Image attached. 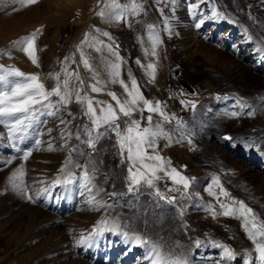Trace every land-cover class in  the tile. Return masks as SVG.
I'll return each instance as SVG.
<instances>
[{
    "label": "rangeland",
    "instance_id": "rangeland-1",
    "mask_svg": "<svg viewBox=\"0 0 264 264\" xmlns=\"http://www.w3.org/2000/svg\"><path fill=\"white\" fill-rule=\"evenodd\" d=\"M106 2L107 0H88L84 6H80L73 0H38V9L30 11L24 7L28 5H23L20 0H0V69L16 68L26 75L38 74L46 88L51 89L55 80L49 78V74L59 73L63 79L64 68L67 67L68 72L79 75L84 81V91L96 99L89 85L95 82L93 72L98 74L97 79L100 81L108 76V72L96 71L95 68L97 63L107 62V58L112 55L108 47L111 45L118 56L123 58L121 78L129 84L131 73L141 92L148 96L153 83L149 81L150 70H147V65L145 70L142 66L144 49L136 47V44L145 28L158 29L164 40L167 68L163 73L158 68L155 70L163 77L157 98L164 111L174 118L171 122L161 121L164 130L171 135L172 142L169 145L166 139L160 138L156 151L162 157L169 155L173 161L171 167L191 180L185 206L196 211L202 203L198 195L210 183L211 178L216 176L227 187L229 196H233L234 201L246 199L252 208L257 209L255 214L258 218L264 221V204L243 192L228 164L232 156L228 148L231 145H248L264 151V71H258L249 65L244 60V52L242 56L236 57L232 50L218 43V40L225 37L238 43L242 40L238 30H244L253 40L264 44V0H136L141 9L136 14L129 12L122 21L97 15L102 8L106 11ZM118 2L130 5L132 0ZM51 3L59 5L62 10L50 12L47 6H51ZM192 5H196V8L193 9ZM211 12H216L221 17L223 14V22L215 24L206 21V16ZM202 21L204 25L201 24ZM231 22L236 25L235 31L229 27ZM37 29H42L36 39L39 66L33 64L27 54L14 44ZM193 29H199V42L211 46L212 54L221 57L223 63H211L197 50L189 51L188 54L184 52V35ZM218 30L220 33L216 35V40H211ZM228 30L230 32L224 35ZM197 46H193L191 50ZM97 48L100 50L97 51ZM145 50L148 63L149 59L155 61L156 55H151L152 48L149 52ZM82 56L89 60L92 70L84 66ZM175 68L180 71L178 77L194 88L193 93L178 84V77L173 75ZM21 79L9 76L7 81L0 82V92L7 91L14 82ZM78 83L73 76L70 86L76 87ZM119 88L124 91L123 87ZM149 98L150 96L147 97ZM55 99L57 98L53 97ZM227 99L229 103L236 102L232 110L223 106L228 103ZM193 103L195 108L192 107ZM211 109H215L216 115L207 117ZM232 112L237 115L231 116ZM148 115L147 111L143 113L141 127L147 126ZM61 117L70 123L61 124ZM130 119L140 120L141 113L137 111L131 118L121 116L118 122L122 130L125 121ZM155 123L153 118V125ZM84 125L91 127V122L84 115L82 105L75 101L57 116H40L39 122L22 136H10L8 128L0 124V264H83L82 256L76 258L71 249L77 240L88 241L87 216L92 211L95 212L92 208H96L95 216L100 221L107 219L112 224L120 222L118 224L123 228L143 231L150 240L161 245L169 254L178 255L186 264H227L224 260L218 261L221 248L216 247L217 244L232 247L235 256H239L237 262L234 259L229 261L231 264H249L250 260L252 264H259L254 243L240 227L238 218L229 228V223L221 224L220 219L224 217L218 211L214 216L215 220H209L208 224L204 217L208 212L197 210L193 219L187 218L184 222H179L173 210L164 205L163 201L168 202L167 200L150 194L153 189L141 184L139 191L129 192L127 161H121L115 134L104 136L93 151L82 142L85 139ZM66 128L73 135L67 140L68 146L62 147L65 144L62 133ZM77 131L81 133L80 139L76 138ZM100 131L103 132L104 129L101 128ZM37 141L40 142L39 145ZM49 143L54 150H48ZM216 146H222V149L219 150ZM73 147L82 149L84 155L79 151H72L73 164L64 168L69 150ZM25 151L32 153L27 160L23 159ZM152 152L149 148L148 153ZM183 153L188 158L179 156ZM75 163L88 165L90 174L93 168L97 169L92 181L95 206H80L71 212L58 214L43 203L49 198L56 202L58 195L64 192L60 187H53L57 176L63 178L61 180L66 185L73 177L74 184H77L78 178L83 184V169L74 167ZM19 168H23L26 173L23 186L33 196L34 202L15 190L10 183V177ZM62 168L63 172L60 171ZM70 173L74 175H69ZM158 175L161 179L156 181V185L166 196L172 197L168 192L173 187L172 182L165 174ZM112 193L117 195H111ZM178 201L176 198L173 203ZM51 202L52 200L50 204ZM100 203H105V206L101 207ZM73 214L83 218L80 222L84 225L78 230ZM198 230L203 234L199 231V235ZM57 242L60 250L55 245ZM202 243L212 246L214 251L210 252L208 248L203 252Z\"/></svg>",
    "mask_w": 264,
    "mask_h": 264
},
{
    "label": "snow or ice",
    "instance_id": "snow-or-ice-1",
    "mask_svg": "<svg viewBox=\"0 0 264 264\" xmlns=\"http://www.w3.org/2000/svg\"><path fill=\"white\" fill-rule=\"evenodd\" d=\"M23 5H32L38 2V0H20ZM105 8L110 11L106 13L102 8L97 15L100 17L111 16L117 21H122L125 16L130 12L136 14L141 9V5L136 3V0H132L130 5L120 4L118 0H107L104 5ZM195 9L196 5H192ZM42 32V29H37L30 35L22 37L14 42L19 46L23 52L31 59L32 63L39 66L38 57L36 54V39L38 34ZM108 35V33H104ZM152 39V51L151 55H157L155 48L161 43L158 36H151ZM113 55L117 56V62L110 63L108 65L110 69V82L119 83L126 93V98L121 100L115 92L109 91L108 96L115 101V106L104 100H97L87 92L84 91V81L75 72H68L67 67L64 68V78L61 79L59 73H50L49 78L55 80L54 86L49 89L46 88L38 74L26 75L19 69H0V82L8 80L9 76H15L22 78L20 81L14 82L7 91L0 92V124H4L9 131L10 136H21L26 133L33 125L39 122L40 116H57L61 110H67V106L75 101L81 104L83 107L84 115L88 117L91 122L89 125H84L83 134L85 139L82 141L86 143L93 151L96 149V145L99 140L109 133H114L116 137V147L119 150L121 161H127V177L129 181L128 191H139L141 184L145 185L149 189L154 191L150 194L156 197L167 200L169 203H173L176 200L175 196L168 197L160 188L156 185V181L161 177L157 174L163 171L165 176L168 177L174 185H181L183 187L182 196L186 195L191 185V180L184 175H181L176 168L171 167V160L162 157L156 149L159 147L158 140L164 138L168 141L169 145L172 142L171 135L164 130L162 123L157 122L153 125V113L158 114L164 122H171L174 117L169 116L161 106V102L153 101L144 97L140 90L137 80L134 76H130V84L125 83L121 78V65L123 58L119 57L115 49L111 45L108 46ZM97 51L100 49L97 48ZM82 62L86 68L92 70V65L86 57L82 56ZM66 63V62H65ZM139 63V61H137ZM149 77L155 79L156 65L149 63L147 65ZM75 76L79 82L76 87L70 86L72 77ZM98 74L93 72V80L95 81L89 85L90 91L93 93H100L105 90L106 82H102L97 79ZM53 97L57 99L53 100ZM182 103H185L182 101ZM195 108V104H192ZM141 113V119H130L125 121V127L121 129L120 121L121 116L131 118L135 112ZM147 111V126L141 127L143 120V113ZM71 115V113H69ZM231 116H236V112L230 113ZM61 124H68L69 121H65L62 117L60 119ZM103 128L104 131H100ZM73 133L65 129L62 133V138L65 140V144L62 147H67V140L72 138ZM76 138L80 139L81 133L77 131L75 133ZM179 142V141H177ZM39 145V141L36 142ZM153 150L152 154L148 153V149ZM48 150H54L51 143L48 145ZM79 151L81 155H84L82 149L73 147L69 150V155L65 161L64 168H67L69 164H73L71 152ZM126 153V156H125ZM31 151H25L23 153V159L27 160L31 156ZM147 161V162H146ZM74 167L82 168V179L84 186L88 187L92 185V181L95 178L97 169L93 168L91 174L89 173L88 165H81L75 163ZM64 168L60 171L63 172ZM23 168L17 169L10 177V183L12 187L20 191L26 198L34 202V198L27 192L26 187L23 186V177L25 176ZM74 175V174H69ZM19 180V183L17 182ZM55 184H59L60 180L54 181ZM215 186L220 188V196H229V193L223 189L219 180L215 181ZM46 191V189H45ZM169 192L180 191V188L173 187L168 189ZM210 194L216 197L217 201H220V196L210 188ZM111 195H117L112 193ZM239 204L238 208L225 203H220L222 212L220 215L236 217L241 220V227L245 230L247 237L253 241L255 246V252L257 253L256 259L259 264H264V221H261L258 216L253 212V209L245 205L242 201L236 202ZM101 207L105 206V203L100 204ZM211 209V206H209ZM212 210L213 216L217 213ZM107 220H101L93 229V233H100L107 226ZM113 227L119 228L118 222H114ZM126 237H129L127 232L123 233ZM133 242L137 244H147L149 241L145 240L140 234L132 233L129 237ZM83 239L78 243H83ZM200 242L197 241V244ZM155 250V264H160L163 257L161 256L157 246L152 245ZM217 247L223 250V258L231 261L235 259V252L232 248L224 244H217ZM174 264H186V261L177 260ZM249 264H252L251 260Z\"/></svg>",
    "mask_w": 264,
    "mask_h": 264
},
{
    "label": "bare ground",
    "instance_id": "bare-ground-1",
    "mask_svg": "<svg viewBox=\"0 0 264 264\" xmlns=\"http://www.w3.org/2000/svg\"><path fill=\"white\" fill-rule=\"evenodd\" d=\"M73 1H76V3H78L80 6H84V3L87 2L88 0H73ZM24 7H26L25 9L30 10V11H34V10L38 9L37 3L32 4V5H28V6H24ZM47 9L50 12H54L55 10H62V7L53 3L51 6H47ZM218 12H220V11H218ZM201 16H203V15H201ZM223 16L224 15L222 14V17ZM222 17L219 16L216 12H211V14L206 16V21L208 20V21L213 22L215 24H220L221 22H223L221 20ZM201 24H203V21L201 22ZM235 26L236 25H234L233 23L231 24V27H232L231 30L232 31H235ZM184 29H185V27H184ZM200 29H201V27H200ZM198 30L199 29H197V30L193 29L189 32H186V34L184 35V37H186L185 42H184V45H185L184 52L188 54L189 51L192 52V51L197 50V51H200L202 53V55L206 58L207 61H209L211 63H217V64L223 63V60L221 57L217 56L216 54H212L211 46L203 45L202 43L199 42L198 37H199L200 33L198 32ZM219 31L220 30L216 31L214 33V35H212L211 40L212 39L216 40V35H219V33H220ZM238 31H239V33H241V36H242V38H241L242 40L240 42L235 43V42H232V40L230 38L225 37V39L218 40V43L223 45L228 50H232L235 53L236 57L242 56L241 54L244 52V60H246L249 65H251L253 68H256V70H258V71H264V44H262L261 42L255 40V39L253 40L251 35L247 31H244V30L243 31L238 30ZM229 32H230V30L226 31L224 33V35L225 34L227 35ZM195 45H198V46L196 48H194L193 50H191L193 48V46H195ZM231 64H232V62L230 63V65ZM224 65L226 66L227 64L224 63ZM227 101H228V99H227ZM234 103L236 104L235 101H234ZM235 104H233L231 102L229 103V101H228V103L226 102L225 105H223V106L227 107L228 110L229 109L232 110L233 109L232 107ZM214 110L211 109L210 113L207 114V117L214 115L216 112ZM188 148H189V146H188ZM217 148L220 150V149H222V146H219ZM228 148L231 150V154H232V156L230 157V159L228 161L231 174L235 178L238 179L239 184H240L243 192H245L249 197L254 198L257 202L264 204V151L256 149L255 147H252V146L242 145V144L233 145V146L231 145ZM149 154H151V153H149ZM179 156H184L185 159L188 158V156L185 155L184 153H183V155L179 154ZM163 157L171 160V157L169 155L168 156L163 155ZM172 162L173 161H171V163ZM179 172L181 173V171H179ZM159 173L164 174L163 171L158 172L157 174H159ZM57 179L60 180V183L55 184L53 182L54 189L60 187L62 190H64V192L60 196L58 195L59 199L56 202H54V200L52 198H49L48 200H46L43 203L44 205L49 206L50 208L55 210V212L58 214L71 212L72 210H74V208L77 209V207H80V206H87V207L95 206L94 201H93V199H95V198H94V195H92V190L94 189L93 184L89 185L88 187H85L84 182L82 184L81 183L82 181L80 180V178H78L77 184H74L75 179L73 177V180H70L68 182V185H66L67 183L65 184V182H63V180H61L63 178H60V177L57 178L56 177V180ZM205 179H206V177L203 178V180H205ZM56 180H54V181H56ZM168 180L170 182H172L170 179H168ZM216 180H219L220 185H222L223 189L227 191V189H226L227 187L225 188V186L221 183L219 177L214 176L213 178H211L210 183L203 189V192L198 195L202 199V203H200V206L196 209V211L195 210L193 211V210H191L190 207L185 206V204L187 203L186 202L187 198H186V195H184V196L181 195V193L183 192V187H179L178 185H174L173 183H172L173 187L180 188V191L170 192L169 194L172 196H175L179 201L176 202L175 204L163 201L164 205L167 206V209L170 208L171 210H173L174 216L177 218V220L179 222H184L185 220H187V218L193 219L196 216V213H198L197 210L205 211V213L208 212L207 215L204 216L205 221L207 223L209 220L210 221L215 220L211 209H214L216 211V213L218 211L222 212V209L220 208V203L229 204V205L233 206L234 208H238L239 204L236 202L242 201L245 205L252 208L249 205V203L246 201V199L234 201V198H232L233 196L232 197L220 196V188L215 186ZM173 187H171V188H173ZM210 188L216 193V195L220 196L219 202L217 201L215 196L210 194V192H209ZM94 194L96 195V193H94ZM97 195H98V193H97ZM102 198H104V197H102ZM231 199H233V200L231 201ZM51 200H52L51 204H53L52 206L50 204ZM101 200H103V199H101ZM96 204H98V203L96 202ZM234 204L237 207L234 206ZM209 206H211V209H209ZM89 209H91V208H89ZM92 209H94L95 212L92 211L93 213L89 214L87 216V220H89L88 221L89 224L87 225V229H86L87 233H88V241L86 242L85 240H83L84 241L83 243H78V241H81V240H77L74 242L72 249H71L74 251L73 254L76 255V258L78 256H82L81 258L84 259L83 264H155L156 252H155V250H153V247H152L153 244H155L157 246V249L159 250L161 256L163 257L160 264H174L175 261L180 260L178 255L169 254L168 252H166L163 249V247L161 245L154 242L153 240H150L148 238V236L143 231H140V230H137V231L134 230L133 231V230L123 228L120 225H119V228H115V227H113L112 223L108 222L107 226L104 228V230L102 232L93 233L92 230L94 229V227L96 225H98V222L100 220L98 218H96V216H97L96 208H92ZM252 209H253L254 213L257 210L256 208H252ZM202 211H201V214H202ZM222 217H224V218H221V216H220L221 224L226 225L227 223H229V228L231 226H233V224L235 223L236 217H229V216H223V215H222ZM72 218H74V221H76V224H77L76 230L83 227L84 224L80 222V219L82 217H80L77 214H73ZM202 219H204V218H202ZM240 222H241V220H240ZM118 223L120 224V222H118ZM210 223H212V222H210ZM204 224L205 223H203V225ZM194 225H195V223H194ZM213 230H214V228H213ZM213 230H211V231H213ZM79 231H81V230H79ZM199 231L201 232V230H198V233L200 235ZM224 231H225V229H224ZM125 232H127L129 234V237L131 236L132 233H138L145 240L149 241V243L137 244V243L133 242L129 237H126L125 235H123V233H125ZM229 232H231V231H229ZM205 233H204V235H205ZM213 234H211V235L213 236ZM202 238H204V237H202ZM215 238H217V237H215ZM247 240H249V239H247ZM251 242L253 243L252 240H251ZM214 243H215V241H214ZM55 245H57V248H58V242L55 243ZM201 245H202L201 247H202L203 252H206L208 250V248H209L208 251H210V252L214 251L212 246H207V244H204V243H202ZM216 247H214V248H216ZM59 248H61V247H59ZM230 248H232V247H230ZM65 249H66V247H65ZM73 254H72V256H73ZM220 260L226 261L227 264L229 262L228 260L223 258V250L222 249H220L218 261H220ZM234 260H235L234 262H237L239 260V256L238 257L235 256ZM75 262H78V261H75Z\"/></svg>",
    "mask_w": 264,
    "mask_h": 264
},
{
    "label": "crops",
    "instance_id": "crops-1",
    "mask_svg": "<svg viewBox=\"0 0 264 264\" xmlns=\"http://www.w3.org/2000/svg\"><path fill=\"white\" fill-rule=\"evenodd\" d=\"M110 10L109 9H106V13H108ZM109 19H112L113 18L111 16H105ZM117 21V20H116ZM151 36H158L161 43H159L156 48H155V51L157 53L156 55V60L153 61V60H150L149 59V62L152 63L153 61V64L156 65V69L157 68L160 70L161 73H163V70H166L167 68V61L166 59L164 58V40L162 38V35L160 33V31L154 27H147L144 29L143 33L140 35V37L138 38V43L136 44V47L138 48H141V49H144L143 50V61H142V66H143V69L145 70L147 67L146 65H148V60H147V56L145 55L146 54V50L149 52L150 48H152V39L150 38ZM99 60V58H97ZM107 62L105 63H102V61L100 63H97L96 65V68L95 70L96 71H100V72H108L110 73V69L108 67V65L110 63H115L117 62V57L115 55H111L107 58L106 60ZM159 66V67H157ZM146 67V68H145ZM149 70V69H147ZM158 76V77H157ZM111 78H110V75L108 74L107 77H105V79H103L102 82H106V87H105V90L103 92H100V93H93L97 98V100H104V101H108L110 103H112L114 106H115V101H113L111 99L110 96L107 95V93L109 91L111 92H115L117 94V96L123 100L126 98V93L124 91H121L123 90L122 88H119V86H121L119 83H111L110 82ZM162 80H163V77H162V74L159 76L158 72H155V79L152 80L151 78H149V81H152V90L150 91V93L148 94V96H150V100L153 101V103H155L156 101H158V94L160 93L161 91V84H162ZM129 86L131 87V84L129 83ZM122 87V86H121ZM144 97L147 98L148 96L146 94H144ZM154 114V121L157 123V122H160L163 121L162 118L156 114V113H153ZM169 115V114H168ZM170 116V115H169ZM155 123V124H156ZM154 124V125H155ZM163 125V124H162Z\"/></svg>",
    "mask_w": 264,
    "mask_h": 264
},
{
    "label": "water",
    "instance_id": "water-1",
    "mask_svg": "<svg viewBox=\"0 0 264 264\" xmlns=\"http://www.w3.org/2000/svg\"><path fill=\"white\" fill-rule=\"evenodd\" d=\"M179 72H180L179 69L178 68H175L173 70V75L176 76V77H178L179 76ZM178 84L181 87L185 88L188 92H191V93L194 92V88L189 83H187L185 80H183L180 77H178ZM224 136L225 137H228V135H226V134Z\"/></svg>",
    "mask_w": 264,
    "mask_h": 264
}]
</instances>
